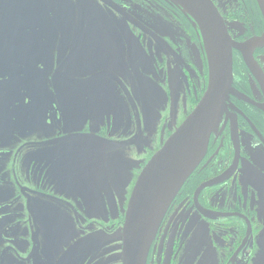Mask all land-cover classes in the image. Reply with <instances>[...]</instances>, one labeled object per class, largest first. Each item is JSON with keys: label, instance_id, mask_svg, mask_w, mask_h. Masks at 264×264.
Listing matches in <instances>:
<instances>
[{"label": "flooded vegetation", "instance_id": "af4514ba", "mask_svg": "<svg viewBox=\"0 0 264 264\" xmlns=\"http://www.w3.org/2000/svg\"><path fill=\"white\" fill-rule=\"evenodd\" d=\"M232 89L145 264H264V0H211ZM208 87L171 0H0V264H123L151 156Z\"/></svg>", "mask_w": 264, "mask_h": 264}, {"label": "water", "instance_id": "95a60500", "mask_svg": "<svg viewBox=\"0 0 264 264\" xmlns=\"http://www.w3.org/2000/svg\"><path fill=\"white\" fill-rule=\"evenodd\" d=\"M198 24L208 58L204 95L142 168L131 192L122 237L123 264H145L154 233L168 205L205 154L210 132L233 92L232 46L211 0H171Z\"/></svg>", "mask_w": 264, "mask_h": 264}]
</instances>
